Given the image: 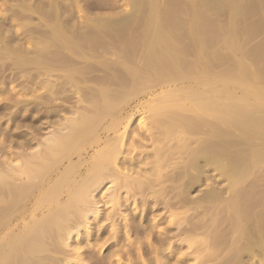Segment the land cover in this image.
I'll return each mask as SVG.
<instances>
[{"label":"bare ground","instance_id":"1","mask_svg":"<svg viewBox=\"0 0 264 264\" xmlns=\"http://www.w3.org/2000/svg\"><path fill=\"white\" fill-rule=\"evenodd\" d=\"M40 1L0 16V264H263L264 43L239 45L256 0L204 4L232 15L227 54L202 10L178 19L188 3L76 23L77 0ZM166 83L135 132L137 93Z\"/></svg>","mask_w":264,"mask_h":264},{"label":"rangeland","instance_id":"2","mask_svg":"<svg viewBox=\"0 0 264 264\" xmlns=\"http://www.w3.org/2000/svg\"><path fill=\"white\" fill-rule=\"evenodd\" d=\"M6 1V2H5ZM13 1V2H12ZM46 1V0H45ZM45 1H43V2H45ZM76 1V0H75ZM141 1V0H140ZM173 2L172 3H174V2H183V4L185 3H188V4H186L187 5V9H188V11H187V9H185V10H183L185 13H183V11H181L183 14H180V18H178L177 16L176 17H174V18H178V19H183V18H185V19H183L182 21L185 23V21L184 20H189L190 19V17H193L192 16V14L194 13V11H197V10H202L201 12H202V15H204V17L206 18V16L208 17L209 16V18L207 19V20H211L210 22V24H212L211 26H212V28H216V29H213L215 32L216 31H220L219 32V34H221V35H219V36H216V39H218L219 37V39H218V41H216V44H217V42H218V48H220V53L222 54V52L223 53H225V54H227V49H228V46L230 45V44H227V42H229V41H227V40H229V39H227L226 41V43H225V39H226V37L228 36V32H227V28H229V24L231 23L230 21H231V18H232V15H230V13L229 14H226V12H225V10H222V9H220L219 10V8H221L220 6H219V8H217L218 7V5H217V7H206L205 8V6L206 5H204V4H206V2H208L209 0H172ZM196 1H198V2H196ZM258 1H260V2H258ZM14 2H15V0H0V16H2V14H5L6 12H4V10L6 9V8H8L7 6L9 5V6H11V3L12 4H14ZM41 3H43L42 2V0L40 1ZM77 3L75 4V6H74V8H73V17L72 18H74V19H72L73 21H75L76 22V20H77V22H79V23H81V21L82 22H84V21H87V22H89V19H88V17L90 16V17H95V16H107V17H117V16H122V15H127V13H129V11L131 10V1L130 0H77L76 1ZM145 2V1H144ZM158 2H160L159 4L161 5V6H164V7H162L163 9H164V11H166L167 10V8L168 9H170L171 8V6H172V3H170L168 0H158ZM257 2V3H256ZM256 2H255V5L253 6V7H243V8H241V10H240V12H242V14H246V17H245V20L240 24V26H245L246 25V27H252V30H253V32L252 33H254V35L255 36H252V37H250V36H248L249 34H251V32L249 33V34H246L245 33V37H244V33H242V35L240 34L239 36H242L243 38H242V40L241 41H243L244 40V38H245V40L247 41V43L250 41L251 42V46H253V47H259L260 45H262L263 43H264V0H256ZM10 3V4H9ZM142 3H143V1H142ZM170 5H169V4ZM192 3V4H191ZM254 3V2H253ZM141 4V3H140ZM7 5V6H6ZM159 5V6H160ZM189 5V6H188ZM194 5H196V6H194ZM204 5V6H203ZM259 7H258V6ZM143 6V5H142ZM161 6H160V8H161ZM166 6H168V7H166ZM198 6V9L196 8ZM256 6L258 7V8H256ZM194 7V8H193ZM200 7V8H199ZM5 8V9H4ZM139 9V11L137 10V11H135V15H134V18H135V25L134 26H132L133 28H131L128 32H132V31H134L135 32V35H134V33L132 34V35H134V36H139V34L138 33H140V31L142 30V29H144V30H146L145 28H146V25L142 22V19L145 17L144 16V14H145V11L143 10V7L142 8H140V7H138ZM161 8V9H162ZM223 8V7H222ZM225 8V7H224ZM223 8V9H224ZM141 9V10H140ZM145 9V8H144ZM162 9V10H163ZM166 9V10H165ZM207 9V10H206ZM226 9V8H225ZM245 9V10H244ZM249 9V10H248ZM143 10V11H142ZM255 10V11H254ZM5 11H7V9L5 10ZM222 11H223V13H222ZM190 12V13H189ZM200 12V13H201ZM204 12V13H203ZM227 12H228V10H227ZM139 13V14H138ZM192 13V14H191ZM190 14H191V16H190ZM85 15V16H84ZM117 15V16H116ZM182 15V16H181ZM136 16H137V18H136ZM144 16V17H143ZM189 16V17H188ZM89 17V18H90ZM139 17V18H138ZM83 18V19H82ZM187 18V19H186ZM212 18V19H211ZM85 19V20H84ZM138 19H139V21L141 20V22L143 23V26L145 27V28H143V26L142 25H136V24H138L139 23V21H138ZM177 19V20H178ZM79 20V21H78ZM181 21V20H180ZM76 22V23H77ZM189 22H191V19L189 20ZM226 22V23H225ZM228 23V24H227ZM139 24H141V23H139ZM186 24V23H185ZM189 24V23H188ZM214 24H216V26L214 25ZM224 25L225 26H227L226 28L224 27ZM248 25V26H247ZM258 25V26H257ZM139 26H141V29H140V27ZM220 28H221V30H220ZM224 28L226 29V31L224 30ZM260 29V30H258V29ZM133 29V30H132ZM138 31H137V30ZM256 29V30H255ZM223 30L225 31V33H222L223 32ZM138 33H137V32ZM143 31V30H142ZM142 31H141V33H142ZM187 31V30H186ZM185 31V32H186ZM229 31V30H228ZM257 31V32H256ZM262 31V32H261ZM227 32V33H226ZM141 33H140V35H141ZM258 33V34H257ZM131 34V33H130ZM182 34H183V36H184V33H183V31H182ZM187 34V33H186ZM185 34V35H186ZM226 35L227 34V36L225 37V36H223V35ZM259 34H261V35H259ZM215 35H218V33L216 32V34ZM246 35H247V37H246ZM225 37V39H223V38H221V37ZM261 36V37H260ZM218 37V38H217ZM249 37V38H248ZM254 37V38H253ZM260 37V38H259ZM246 38H248V39H246ZM261 39V40H259V39ZM223 39V40H222ZM240 39H241V37H240ZM240 39L238 38L237 40H239L240 41ZM249 40V41H248ZM259 40V41H258ZM222 41V42H221ZM240 41V42H241ZM246 41H243V43L241 44L240 42H237L240 46H241V48L245 45V47L243 48V49H245V50H242V52H241V54L244 52H246V51H248L249 52V50L247 49L248 47H249V44H250V42H249V44H245V42ZM220 42H221V44H223V45H221L220 44ZM231 42V41H230ZM258 42V43H257ZM259 42H262V44H260ZM255 44V43H257V44H255V45H253V44ZM226 44H227V48H226ZM217 45H216V48H217ZM247 45V46H246ZM220 46V47H219ZM252 47V48H253ZM256 47V48H257ZM229 48H230V46H229ZM252 48H250V51L251 50H253L254 51V49H252ZM228 52H229V49H228ZM234 53V54H233ZM233 53H231L232 55H229V57H231L230 59H231V61H229V63H228V61H226L225 60V62L224 61H222V60H220L221 62H219V64H220V68L222 67V66H224L223 64H221V63H227L229 66H230V68H232L231 67V63L232 64H234L235 65V63H240V62H242V60L240 61V58H239V56H242L241 54H239V53H237V52H233ZM258 54H259V52H257ZM256 54V53H255ZM258 54H257V56H258ZM261 56H259L260 58H261V60L263 61V63H262V66H264L263 64H264V55H262V54H260ZM108 56H110V55H108ZM205 58H206V56L205 55H203ZM202 56V58H204ZM222 56H224V55H222ZM222 56H220V57H222ZM226 57H228L227 55L224 57L225 59H228V58H226ZM243 57V56H242ZM109 58H111V57H109ZM193 57H188V59H192ZM224 58H223V60H224ZM244 58V57H243ZM253 58H254V56H253ZM252 58V59H253ZM230 59H228V60H230ZM239 59V60H238ZM246 59H248L249 60V58H245L244 59V64L245 65H247L248 67H249V65L248 64H250L251 63V59L248 61V60H246ZM237 60H238V62H237ZM236 61V62H235ZM261 61V62H262ZM231 62V63H230ZM234 62V63H233ZM236 64V65H237ZM222 65V66H221ZM226 66V68L228 69V67L229 66ZM235 65V66H236ZM233 66V65H232ZM251 66V65H250ZM226 68H224V70L226 69ZM236 68H237V66H236ZM250 68V67H249ZM252 68V67H251ZM226 69V70H227ZM235 69V68H234ZM218 70H219V68H218ZM221 70H223V69H221ZM223 70V71H224ZM220 71V70H219ZM261 71H263L262 73H264V67L263 68H261ZM142 78H144V77H142ZM141 78V79H142ZM143 80H145V78L143 79ZM186 83H188V84H186ZM218 83L220 84V85H222L221 83V81H218ZM190 84H192V82L191 81H182L181 83L179 82V83H176V86H180V85H184V86H190ZM171 86L170 84H165V85H161V87H160V85H155L154 86V89H152L153 87H151V85L150 86H148L149 87V89H148V87H146V88H144V91L142 92V93H140V92H138L139 93V95H138V93H137V96H136V98H134V100H133V102L131 103V106H134L135 104H139L138 106H137V108H135L134 110H131V112H132V117H131V124H132V126L135 128V126H137L136 128H135V132L137 131L138 132V130H140V128H138L139 126H140V120H142L141 118H144V109L146 108V107H144L145 106V104H146V102H149L150 100H151V98H155V96L157 97L158 95H160L161 93L160 92H162L163 90H165V89H167V88H169V87ZM150 87H151V89H150ZM148 90H150V91H148ZM240 91L241 90H239V89H236L235 90V95L237 96V95H239V96H242V93H241V95L239 94L240 93ZM156 92V93H155ZM71 93V92H70ZM149 93V94H148ZM147 95H148V98H147ZM142 96V97H141ZM238 96V97H239ZM76 97H77V94H74L73 96H72V94H71V98H73L74 100L76 99ZM12 99H22V101H25V100H27V99H29V98H32V95H30V94H19V93H17V94H13L12 95V97H11ZM60 99V98H59ZM73 99H71V100H73ZM58 100V99H57ZM140 100V101H139ZM250 101H253V102H251V103H257L258 102V100L257 99H252V100H250ZM141 102V103H140ZM144 105V106H143ZM137 109V110H136ZM126 111H129V109L127 108L126 109ZM2 121H4V123L2 122L1 124H0V128H2V130L0 129V132H2L3 131V129H5L6 128V126H7V121H6V119H3ZM6 121V122H5ZM24 128L25 127H22V128H20L19 130H24ZM138 128V129H137ZM25 130H26V128H25ZM27 131V130H26ZM237 132V131H236ZM235 132V133H236ZM239 132V131H238ZM240 133V132H239ZM238 133V134H239ZM237 134V133H236ZM5 134H3V133H0V148L1 149H6L7 148V145H8V143H7V140H4V139H6L5 137H6V135L4 136ZM259 144V142L258 141H260L259 139H258V141H257V139H255L254 141L252 140V144H253V146H257V145H255L254 143H256V142ZM261 142V141H260ZM2 146H4V148L2 147ZM14 148V147H13ZM16 148H17V146H16ZM1 149H0V157L1 158H3V156H4V150H2L1 151ZM3 154V155H2ZM262 159H264V158H262ZM262 159H259L260 161H257V164H258V166H260L258 169H260V172H261V170L264 168V163H263V161L264 160H262ZM260 164V165H259ZM263 172V174L261 175V176H259L258 178H259V180H261L260 178L262 177V180H261V182H260V185H262V184H264V170L262 171ZM214 176H215V184H216V186H217V188H219V189H221V188H223V185H224V180H223V178H222V176L221 175H216V174H214ZM251 178H249V180H250ZM249 180H248V182H249ZM206 183H207V181H205V183H203V185L201 186V188H203V187H205V185H206ZM263 186V188H264V185H262ZM102 204V203H101ZM170 226V227H172L171 226V221H169V220H167L165 223H163L162 225H160V227L161 226ZM263 264H264V259H263Z\"/></svg>","mask_w":264,"mask_h":264},{"label":"water","instance_id":"3","mask_svg":"<svg viewBox=\"0 0 264 264\" xmlns=\"http://www.w3.org/2000/svg\"><path fill=\"white\" fill-rule=\"evenodd\" d=\"M208 2L209 3H215L216 4L217 3V0H209Z\"/></svg>","mask_w":264,"mask_h":264}]
</instances>
